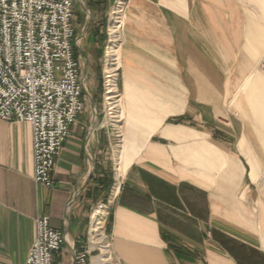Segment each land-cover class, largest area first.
<instances>
[{"label": "crops", "instance_id": "crops-1", "mask_svg": "<svg viewBox=\"0 0 264 264\" xmlns=\"http://www.w3.org/2000/svg\"><path fill=\"white\" fill-rule=\"evenodd\" d=\"M109 2L73 0L85 108L53 188L34 181L30 125L0 121V264H26L44 216L65 235L53 264H100L102 203L112 264H264V0H129L118 159L102 117Z\"/></svg>", "mask_w": 264, "mask_h": 264}, {"label": "built area", "instance_id": "built-area-1", "mask_svg": "<svg viewBox=\"0 0 264 264\" xmlns=\"http://www.w3.org/2000/svg\"><path fill=\"white\" fill-rule=\"evenodd\" d=\"M125 1L118 0L116 18L123 20ZM73 9V0H0V121L30 125L34 181L49 189L57 157L85 108L82 70L73 53ZM110 46L101 77L102 113L120 140V69ZM257 65L264 73V54ZM36 231L26 264H53L65 235L50 227L48 216L36 220Z\"/></svg>", "mask_w": 264, "mask_h": 264}, {"label": "rangeland", "instance_id": "rangeland-1", "mask_svg": "<svg viewBox=\"0 0 264 264\" xmlns=\"http://www.w3.org/2000/svg\"><path fill=\"white\" fill-rule=\"evenodd\" d=\"M128 2H129V0H126L125 2H124V18H123V20H122V18H120V21L118 20V22H116L115 24H114V21H115V18H116V15L114 14V12L116 11V5H117V3H118V0H110V2H109V4H108V6H107V8H106V21H105V31H104V35H105V38H104V40H105V46H104V51H103V55H104V53H105V50H106V48L108 47V45L109 44H111V41H114V43H115V47H113V48H115L116 49V53H115V55H117V57H118V66H119V69H120V47H121V44H122V42H123V29H124V25H123V23H124V20H125V17H126V7H127V5H128ZM120 13V12H119ZM118 26H119V28H118ZM117 28H118V30H117ZM117 43V44H116ZM112 48V49H113ZM115 49H113V51L112 52H114V50ZM262 52H261V54L259 55V57H258V59H257V61H256V63H254V65H256L257 66V64H258V62H259V60L262 58V56H263V54H264V48L261 50ZM104 59H105V55H104ZM103 62H104V60H103ZM102 71H103V64H102ZM118 74H120V70H119V73ZM264 75V74H263ZM118 77H119V75H118ZM84 78V77H83ZM117 84H118V81H117ZM118 86H119V91H120V94H121V90H120V85L118 84ZM121 104H122V102H121ZM121 112H122V105H121ZM123 115V114H122ZM121 115V118L123 119V116ZM103 117V116H102ZM103 120H104V118H103ZM124 120V119H123ZM122 123H123V121L120 123V127H121V125H122ZM120 132H121V135H122V129H120ZM121 145H122V143L121 144H119L115 149H114V151L115 150H119V149H121ZM119 146H120V148H119ZM117 151H115V157L118 159V153H117ZM116 159V160H117ZM115 165H116V162H115ZM115 165H114V169H113V171H114V173H113V176H115L116 177V175L118 174L117 173V171H116V167H115ZM119 174H120V172H119ZM95 211L91 214L92 215V221H93V224H94V220H95V218H96V214L98 213L99 215H101V220H102V222H103V218H104V211L106 212L107 211V207H106V203L105 204H103L102 203V205H98L95 209H94ZM104 213V214H103ZM92 221H91V223H92ZM101 222V223H102ZM101 227H102V225H100ZM92 227H93V225H92ZM101 231L103 232V234H105L106 236H107V232H105L104 231V229H102L101 228ZM106 236H105V242H106ZM93 239V238H92ZM93 241L95 242V240L93 239ZM98 244H100V243H98ZM101 245V249H102V254H101V256H100V259H101V261H100V264H104L105 263V261H104V254H103V245L102 244H100ZM112 263V262H111Z\"/></svg>", "mask_w": 264, "mask_h": 264}, {"label": "bare ground", "instance_id": "bare-ground-1", "mask_svg": "<svg viewBox=\"0 0 264 264\" xmlns=\"http://www.w3.org/2000/svg\"><path fill=\"white\" fill-rule=\"evenodd\" d=\"M117 15L119 14V11L116 13ZM116 19H119V21H120V18H116ZM115 19V21H114V24L116 23V22H118V20H116ZM119 23V22H118ZM118 28H119V26H118ZM118 28H117V30H118ZM117 44V43H116ZM113 47H115V43H114V41H111V46H110V51H109V53L112 55V56H114V57H117V55H115V53H116V49L115 48H113ZM115 49L114 50V52H112L113 51V49ZM117 107H119V105L117 104ZM108 118H110V117H108ZM107 120H109V119H107ZM123 120V119H122ZM122 138H123V136L121 135V137H120V140H119V144H121L122 143ZM119 148H120V146H119ZM123 150V148H121V149H119L118 151L117 150H115V151H117V153H119V152H121ZM115 151H114V156H115ZM119 172H120V174H121V170L119 169L118 170ZM119 172H118V175H119ZM117 187V186H116ZM104 213H105V211H104ZM103 213V214H104ZM101 218V215H99L98 213L96 214V218H95V222H94V224H93V221H92V218H91V221H92V223H91V230H92V238L95 240V242L96 243H100V244H102L103 245V254H104V261H105V263L104 264H112L111 263V258H110V256H109V252H108V248H107V244H106V242H105V234H103V232L101 231V226L100 225H102V220L100 219ZM92 225H93V227H92Z\"/></svg>", "mask_w": 264, "mask_h": 264}, {"label": "trees", "instance_id": "trees-1", "mask_svg": "<svg viewBox=\"0 0 264 264\" xmlns=\"http://www.w3.org/2000/svg\"><path fill=\"white\" fill-rule=\"evenodd\" d=\"M110 187H111V185H110V186H109V185H106V188H107V189H110Z\"/></svg>", "mask_w": 264, "mask_h": 264}]
</instances>
